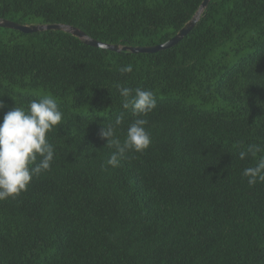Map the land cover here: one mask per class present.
<instances>
[{
    "label": "trees",
    "instance_id": "obj_1",
    "mask_svg": "<svg viewBox=\"0 0 264 264\" xmlns=\"http://www.w3.org/2000/svg\"><path fill=\"white\" fill-rule=\"evenodd\" d=\"M203 0H0V20L63 25L119 47L173 38ZM132 65V72L119 68ZM150 90L151 144L101 169L115 85ZM54 97L49 171L0 201V264H264V183L242 176L264 146V0H210L181 41L115 53L64 31L0 28V121ZM121 140L134 119L124 112Z\"/></svg>",
    "mask_w": 264,
    "mask_h": 264
},
{
    "label": "clouds",
    "instance_id": "obj_2",
    "mask_svg": "<svg viewBox=\"0 0 264 264\" xmlns=\"http://www.w3.org/2000/svg\"><path fill=\"white\" fill-rule=\"evenodd\" d=\"M133 70L128 64L119 68L122 74ZM124 110L113 121L103 123L99 137L106 140L105 147L111 154L101 164V169L117 168L128 153H143L151 144V136L146 129L148 121L144 118L156 107V98L150 90L135 89L115 85ZM124 112L134 118L128 125L123 140L118 130L124 125ZM64 114L57 100L51 95L33 100L27 108L15 107L8 111L0 121V201L18 197L27 190L34 177L49 171L54 159V147L48 134L62 126ZM264 153L261 144H249L239 152V159L257 158ZM242 176L252 187L264 183V155H259L255 166L243 170Z\"/></svg>",
    "mask_w": 264,
    "mask_h": 264
},
{
    "label": "water",
    "instance_id": "obj_3",
    "mask_svg": "<svg viewBox=\"0 0 264 264\" xmlns=\"http://www.w3.org/2000/svg\"><path fill=\"white\" fill-rule=\"evenodd\" d=\"M210 0H203L198 12L196 15L182 27L178 31V33L168 40L167 42L152 46V47H119L115 45H108L104 43L97 42L95 40H92L88 38L84 33L79 31L78 29H74L72 27L63 26V25H31V26H22L13 22H9L6 20H0V28L5 29H11L15 31H19L24 34L28 33H37V32H43V31H64L67 33H70L72 36L78 38L79 40L83 41L84 44L98 48L103 50H109L115 53L120 52H129V53H155L158 51L169 49L175 45H177L182 38H184L194 27L195 23L197 22L201 12L207 7Z\"/></svg>",
    "mask_w": 264,
    "mask_h": 264
}]
</instances>
